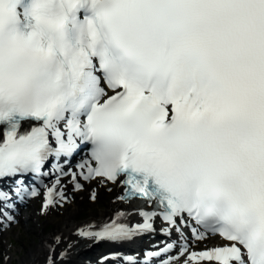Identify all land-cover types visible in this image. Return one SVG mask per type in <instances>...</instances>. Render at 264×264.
<instances>
[{
	"label": "snow or ice",
	"instance_id": "snow-or-ice-1",
	"mask_svg": "<svg viewBox=\"0 0 264 264\" xmlns=\"http://www.w3.org/2000/svg\"><path fill=\"white\" fill-rule=\"evenodd\" d=\"M85 183L118 206L31 264H264V0H0V231Z\"/></svg>",
	"mask_w": 264,
	"mask_h": 264
},
{
	"label": "bare ground",
	"instance_id": "bare-ground-1",
	"mask_svg": "<svg viewBox=\"0 0 264 264\" xmlns=\"http://www.w3.org/2000/svg\"><path fill=\"white\" fill-rule=\"evenodd\" d=\"M92 183H96V182L93 181ZM90 187H91V184H89V183H85L84 187L80 190H72L71 186H69L71 199L77 198L78 199L77 201H80L81 199L89 198V188ZM111 190L114 193L112 196H114L116 194V191H117L115 184L112 185ZM100 191H102L100 188V185L96 184L95 197L99 194L100 195L102 194V192H100ZM33 199H30L32 201L28 203V208L30 210V218H28V219L34 220V222H35L34 226L37 229V232L39 231L38 232L39 238L43 235H46L51 230H54L57 228L62 229L63 231L67 232L68 229L64 227L65 221H69L70 223L76 224V223H80V222L89 223L93 220H96V221L103 223L102 218L103 217L110 218V213L113 212L116 209V207L118 206V203L113 201L111 199V197H109V200H108L106 206H104L103 208H99L95 212L89 213L86 218L77 220L75 217V213L78 209V204L76 203L77 201H75L74 203L71 204V206L68 208V210L63 213V217L60 220V222L58 223V225H56L55 228H52L51 230H49L47 233H44L42 228H41V223H40V218H39L40 217V211H39L38 206L36 205V201H34ZM132 203H139V201L133 200ZM59 208H60L59 205L51 208V216H50L51 219H54V220L57 219V217H56L57 216V210ZM26 218H27V215H25L19 211L17 213V222L15 224L19 225L21 222L26 221ZM9 234H10V228H8L5 231H0V236L2 235L1 237L3 238L4 242L7 240V236ZM157 238L162 239L163 237H160L158 235ZM72 239H74V240L79 239V243L76 245V251H74L72 254L71 264H88V261L94 262L99 255L104 254L105 252L108 251L107 247L109 245H120L123 248H132L133 251H139L140 245L147 243V242H150L149 237H147V236H144L138 240H133L130 242H123V243L113 242V241H110L108 239H101V240L87 239L86 240V239H82V238H77L76 236H73ZM200 244H204V241H200V243L198 241H196V243L193 245V247H198V245H200ZM37 245H38V242L33 241L31 243V245L26 249L25 253L21 256V258H22L20 261L21 264H31V261L33 259L32 253L35 250V248L37 247ZM122 251H125V250L123 249ZM5 252L9 253L10 258H11L12 253L9 251V248L7 245L5 246ZM109 263L114 264L112 261H109Z\"/></svg>",
	"mask_w": 264,
	"mask_h": 264
},
{
	"label": "rangeland",
	"instance_id": "rangeland-1",
	"mask_svg": "<svg viewBox=\"0 0 264 264\" xmlns=\"http://www.w3.org/2000/svg\"><path fill=\"white\" fill-rule=\"evenodd\" d=\"M100 185V184H99ZM102 194L97 195L94 199L84 198L80 201L78 199L72 198L70 202L66 203L63 207H60L57 210V219H51V208L48 209L46 214L40 213V223L41 228L44 233H47L52 228H55L56 225L60 222L63 217V213L68 210L72 203L77 201L78 209L75 213V217L77 220L86 218L89 213L97 211L99 208H103L107 205L109 197H112L114 194L111 189L106 188L103 185H100ZM36 201V205L40 209L41 204V196L37 195L34 199ZM30 200L29 202H31ZM21 213L27 215L26 221L21 222L19 225L12 223L8 228H10V234L7 236V240L4 242L3 238L0 236V258L3 256V250L7 245L9 251L12 253L11 258L6 262V264H21V256L25 253L26 249L31 245L33 241L38 242L39 236L37 229L34 226V220L28 219L30 218V210L28 208V204L19 210ZM200 243V240H197ZM210 244V242L204 241V244H200L199 246H206ZM0 264H4L2 259H0Z\"/></svg>",
	"mask_w": 264,
	"mask_h": 264
}]
</instances>
